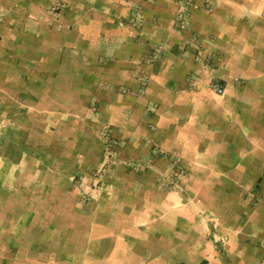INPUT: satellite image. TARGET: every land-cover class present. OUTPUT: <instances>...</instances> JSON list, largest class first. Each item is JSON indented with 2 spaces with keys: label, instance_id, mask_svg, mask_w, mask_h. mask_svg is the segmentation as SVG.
I'll return each mask as SVG.
<instances>
[{
  "label": "crops",
  "instance_id": "0c3cea01",
  "mask_svg": "<svg viewBox=\"0 0 264 264\" xmlns=\"http://www.w3.org/2000/svg\"><path fill=\"white\" fill-rule=\"evenodd\" d=\"M176 2L0 0V193L59 188L81 264H264V0ZM85 118L122 161L102 182Z\"/></svg>",
  "mask_w": 264,
  "mask_h": 264
},
{
  "label": "rangeland",
  "instance_id": "374dc122",
  "mask_svg": "<svg viewBox=\"0 0 264 264\" xmlns=\"http://www.w3.org/2000/svg\"><path fill=\"white\" fill-rule=\"evenodd\" d=\"M194 1L190 0L187 4L186 0H177V7L173 12L174 22L183 24L189 22L192 8L195 5ZM92 122L85 118L81 125L82 132H84L83 139L69 140L68 143L72 150L82 147L86 169L82 171L83 176H80L86 179L90 175L94 181L102 182L107 173L108 164L122 161L118 157L119 154L111 138H108L107 132L103 134L101 132V137L98 139L91 138L92 130L99 131L97 123ZM51 157V166L59 167V160L55 158L57 156ZM23 160L28 166V156H23ZM128 163L133 164L129 161ZM31 165L38 167L41 170L39 173H43L42 165L40 167V164L35 162ZM133 167H135L134 164ZM68 174L71 175L74 172L69 171ZM50 175L51 184H55V180L60 178L58 171H51ZM182 175V171L175 170V179L181 180ZM36 177L33 189L31 186L28 188L27 184L21 190H16L14 197L8 196L10 194L7 193H0V264H81V255L77 256L75 251L69 253L72 250L70 248L75 247L76 244L74 233L77 231V206L69 202H60L58 194H54V190L59 188L51 190V187L48 188L38 182L43 177H38L37 174ZM75 179H72L73 184L76 182ZM74 186L70 185L67 189L73 191L72 196L79 201L80 195ZM84 203H87V200L81 204ZM61 213L64 216L62 220L59 219ZM82 219L80 213L79 220ZM68 254L71 255L70 258Z\"/></svg>",
  "mask_w": 264,
  "mask_h": 264
},
{
  "label": "built area",
  "instance_id": "2783aa9c",
  "mask_svg": "<svg viewBox=\"0 0 264 264\" xmlns=\"http://www.w3.org/2000/svg\"><path fill=\"white\" fill-rule=\"evenodd\" d=\"M186 1L188 4L190 0H186ZM215 88H216L218 93L223 92V89L220 85H215ZM259 188H260V194L258 195V200H259V202H264V177L262 178V180L260 182Z\"/></svg>",
  "mask_w": 264,
  "mask_h": 264
}]
</instances>
